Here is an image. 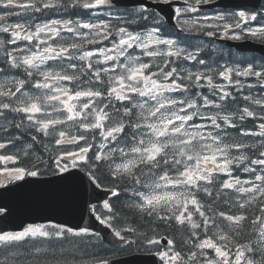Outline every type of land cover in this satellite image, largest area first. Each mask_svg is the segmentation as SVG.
Masks as SVG:
<instances>
[{
	"label": "snow or ice",
	"instance_id": "1",
	"mask_svg": "<svg viewBox=\"0 0 264 264\" xmlns=\"http://www.w3.org/2000/svg\"><path fill=\"white\" fill-rule=\"evenodd\" d=\"M205 2L184 0L188 6L175 9L176 27L181 32L208 37L220 33L227 38L229 32L241 29L247 37L264 43V12L239 11L230 16H204L202 20L179 19L182 11L195 13L197 6ZM68 7L108 8L111 0H71V4H62L60 0H0V8L6 10L0 13V34H3L0 117L6 120L0 122V130L7 132L12 126L27 132L31 141L22 150L23 156L28 157L29 149L41 145L44 152L50 153L53 175L63 178L73 171L83 172L96 189L110 193L116 200L122 192L130 191L133 199L124 207L135 214L134 220L146 217L169 227L174 223L188 233L179 245L168 236L161 238L165 241L162 244L161 239L139 231L132 223L117 227L114 221L127 218L121 217L113 203L105 199L102 208L106 213L98 212L96 206H91L90 211L101 225L111 230L121 242L120 247L139 244L146 254L158 257L160 264H264V139L256 144L227 139L231 135L228 129H235L237 136L264 138V94L257 93L260 98L244 95L243 99L261 112L243 107L238 116L240 121L259 120L258 131L242 130L236 113L222 114L228 107L226 102L236 100L229 86L237 92L245 86L233 75L254 78L255 84L246 85L249 89L256 86L264 89V63L257 66L249 62L242 71L224 65L220 69L207 66L206 59H198L199 48L189 51L175 39L162 38L165 33L161 22L143 7L99 22L72 19H51L39 24L32 20L8 22L11 17H23L30 12ZM210 20L214 22L203 23ZM254 21L258 27H243ZM141 28L148 30L141 32L138 30ZM62 32L72 34L71 43H49L55 38L63 39ZM113 35L119 39H111ZM104 40H109L111 46L97 51L84 49L85 43L95 45ZM20 41L27 44L21 46ZM9 45L16 47L9 49ZM178 61H191L204 67L193 71ZM212 73L227 84L214 82ZM21 74L23 78H19ZM203 88L216 99L193 91ZM176 93L179 95H173ZM212 108L218 111H203ZM6 113L21 118L8 120ZM21 138L13 133L0 143V150ZM65 145L76 147L52 151V147L59 149ZM242 149L254 150L255 157L244 155ZM32 155L35 162L27 167L20 164L17 155L0 154V163L5 165L0 171L3 177L0 188L6 183L41 176L37 164L45 161L35 150ZM9 164L16 166L7 167ZM98 169H107L111 187L99 182ZM237 170L250 174L251 178L241 179L234 174ZM213 187L219 189L215 197ZM229 192L235 193L237 213H217L200 198L203 195L218 199ZM254 201H259V216L252 213L250 219L249 206ZM3 211L0 208V214ZM217 217L228 222L227 227L235 236L217 223ZM249 221L258 236L241 243L235 237L241 235ZM72 237L81 238L75 245L79 247L81 242L91 244L93 239H99V233L59 224L29 225L19 232L0 233V250L36 240L69 241ZM35 250L36 254L41 251ZM63 251L61 245L60 252ZM96 264L113 262L110 258H100Z\"/></svg>",
	"mask_w": 264,
	"mask_h": 264
},
{
	"label": "water",
	"instance_id": "2",
	"mask_svg": "<svg viewBox=\"0 0 264 264\" xmlns=\"http://www.w3.org/2000/svg\"><path fill=\"white\" fill-rule=\"evenodd\" d=\"M260 1L220 0L207 8H258ZM126 2L129 6L145 5L164 14L169 12L168 6L145 0H126ZM226 44L241 52L256 51L264 54V46L250 42L226 41ZM110 195L106 191L96 189L87 175L79 171H73L70 175L66 174L63 178L53 176L26 179L0 189V208L6 210V213L0 216V233L23 230L29 224L39 222H56L75 229L96 230L103 236L106 243L119 245L121 242L116 240L110 229L99 224L90 211L91 205L102 203ZM113 264H160V262L158 257L136 254Z\"/></svg>",
	"mask_w": 264,
	"mask_h": 264
},
{
	"label": "trees",
	"instance_id": "3",
	"mask_svg": "<svg viewBox=\"0 0 264 264\" xmlns=\"http://www.w3.org/2000/svg\"><path fill=\"white\" fill-rule=\"evenodd\" d=\"M199 58L206 59L207 64L209 63L211 65H213V63H215V65H217V64L219 65V62H221L222 60H225V58L227 60L240 61L242 64L249 63V61L247 59L248 57L241 56V55L236 54L235 52H232V51H229V52L228 51H222V52L216 51L215 52L212 50H206V51H202L199 54L198 59ZM255 58L260 59L259 57H255ZM0 66H3V58L2 57H0ZM20 78H23V77L20 76ZM248 103H249L248 101L242 100V101H240V105L237 106L235 103H232L230 100L227 103L228 107L226 108V110L228 113H230L231 111L234 112V111L241 109L243 107H247ZM57 115H59V114H57ZM6 117L8 120H13V121H18L21 118L20 116H18L16 114H14L11 117H8L7 113H6ZM0 122L6 123V120L4 118L0 117ZM248 122L252 123L253 120L248 119ZM59 127L66 128V126H63V125H61ZM240 128L242 130H245L246 128H252L253 129L255 127H253V125H249L248 127H246L245 125L242 124L240 126ZM14 129H15L14 127L10 126V131L6 132L3 130H0V133H2L1 139L7 140L10 137V134L14 131ZM72 131H75V129H73ZM228 131L231 134L230 136H228V138H227L228 140H232L234 138L237 139L235 129H230ZM33 134H35V133H33ZM18 135H20L22 137L21 138L22 140L28 141V143L31 141V136L27 132H21L20 131L18 133ZM89 135H91V134H89ZM260 139H264V138L256 137L255 141H253V142L249 141L248 138H243L242 140L237 139V140L240 142H247V143H251V144H256ZM97 142H98V140H97ZM16 144L18 145L19 143L15 142V147L17 146ZM18 147L21 148V145L19 144ZM50 147H51V145H50ZM75 147L76 146L66 145V149H74ZM34 150L36 152V155L41 153V152H44L41 145H35V149L29 150V157H25V158H27V160L32 161L34 159L35 156L32 155V152ZM57 150L63 151L64 148H63V146L60 147L59 149L56 147H52L53 152H56ZM93 150H95V148ZM243 151H244V155H248V156H251L253 158L256 155V152L254 150L243 149ZM47 155H48V160L45 161V163L47 164L48 167L44 166L43 164L39 165L40 166L39 169L41 170V173L53 172L54 164H53L52 160L50 159V153H47ZM89 155H91V154H89ZM31 161H30L29 166H31V164H32ZM116 162L117 163L120 162L118 158H117ZM234 174H238L241 179H250L251 178L250 174L244 173V172L238 171V170L235 171ZM97 177H98L99 182L102 183L105 187H111L112 186V182L110 181L109 177L107 176V169H104V170L98 169L97 170ZM224 178H226V177H224ZM121 187L123 188L124 186L122 185ZM131 187H132V185L129 182L128 188H131ZM218 191H219L218 188L213 187L214 197L216 196V193ZM234 196H235V193L229 192V194L227 196L221 194L218 199L209 198V197H206L203 195L200 198H201L202 202H204L206 205L211 204L212 209L217 213L219 211H225L228 214H233V213H237L239 211V209L236 207L235 201L233 199ZM132 199H133V197L131 196L130 191L122 192L121 198L119 200H116V198H114V197L110 198L109 202L113 203L114 208H116L118 210L120 216L127 218L126 221L121 220V219H117L116 221H114L113 223L117 227L122 226L125 222L132 223L138 227L139 231H146V232H148L149 235H155L157 238L168 236L169 238H173L174 240H176L178 245H179V242L187 236V234H188L187 231L185 229H181L179 226L175 225L174 223L172 224L171 227H169L167 224H165L162 221L153 222V221H151L150 218H146V217L143 219H135L134 220L133 217L135 214L133 212H130L127 208L124 207V205L126 203L131 202ZM225 201H227V203ZM230 205H231V207H230ZM249 207H250V212H249L250 219H251L253 211L256 214V216H259V211H258L259 201H254ZM208 214L212 215V212H209ZM195 219L197 220V222H200V218L198 216H196ZM217 223H220L221 227L224 228L226 232H229V234L235 236V233L231 232V230L227 227V224H228L227 221H222L221 218L217 217ZM250 225H251L250 221L248 223H246L245 228L242 231L241 235L236 236L235 238L237 239V238L243 237V243H247V242L251 241L253 237L248 236V233H247V229L249 228ZM250 228L253 230L252 225ZM153 229H155V232H153ZM211 231L212 230L210 229L209 234H211ZM75 245H76V243H74L72 245L71 244L64 245V246H66V247H64V250H66L67 253H69V256L75 257V255H74L75 253H78V254L82 253V255L94 254L100 248L97 245L96 246H93V245L86 246L83 243H80L79 247H76ZM69 246H71V248H69ZM125 248H127V251L131 249V251H133V252L145 251V249L143 247L139 246V244L132 246L130 248L126 246ZM184 251H187V248H184ZM56 253L58 254V256L60 255V253H61L60 248H58ZM68 261L71 263H75L76 261L78 262V260L75 258H71Z\"/></svg>",
	"mask_w": 264,
	"mask_h": 264
},
{
	"label": "flooded vegetation",
	"instance_id": "4",
	"mask_svg": "<svg viewBox=\"0 0 264 264\" xmlns=\"http://www.w3.org/2000/svg\"><path fill=\"white\" fill-rule=\"evenodd\" d=\"M68 1H71V0H60V2L62 4H66ZM153 1L161 2V0H153ZM175 1H177V0H169L168 3H173ZM140 8H142V7L128 8V9H120L119 8L118 11L120 13H124V16H125V15H127L129 10H138ZM0 9H1V11L3 10V8H0ZM64 9L65 8H60L58 10L61 11ZM1 11H0V13H2ZM5 11L6 10H4V12ZM55 11L56 10H54L53 12L56 13ZM149 13L153 14L155 16V18L161 22V26H162L163 30L167 27V25L163 21L162 17H159L158 15H156L155 13H152V12H149ZM191 16L195 17V14L193 13V14H191ZM8 22L9 23L15 22V17H11ZM124 26H126V25H124ZM129 30H132V29L130 28ZM146 31H147V29H144L141 32H146ZM176 31L181 32L179 28H177ZM169 36L172 38V36L170 34H169ZM2 37H3V34H0V38H2ZM14 47H16V45H9V49L14 48ZM2 151L9 154V155H15V144H14V146L9 145L7 148L2 149ZM13 183L14 182L6 183L5 186L11 185ZM4 212L5 211H3V213ZM51 224H55V223H36V224H29V225L36 226V225H51ZM62 226H65V225H62ZM20 231H22V230H20ZM13 232H19V231H13ZM79 239H81V238L72 237V238H70L69 241H59V240H52V241L36 240V241H32L31 243H26L22 246L11 247L7 251L0 250V261H5L6 264H37L36 261L40 260V261H42V264H51L49 262V260H51L52 256L57 257V258H63V257L69 256V254L67 253L66 250H64L63 253H60V255L58 256L56 251L58 250V248H61V245H63V248H64V247H66L64 245H68L71 241H72V243H71V245H72L74 240H79ZM33 245H35V247H33ZM85 245L89 246L88 244H85ZM36 248L41 249V251L37 255H36V250H35ZM69 248H71V246H69ZM13 252H15L16 255H13L12 254ZM53 252H55V254H53ZM48 253H49V255H48ZM74 255L76 256V255H78V253H75ZM38 264H41V263H38ZM56 264H61V263L56 262Z\"/></svg>",
	"mask_w": 264,
	"mask_h": 264
},
{
	"label": "rangeland",
	"instance_id": "5",
	"mask_svg": "<svg viewBox=\"0 0 264 264\" xmlns=\"http://www.w3.org/2000/svg\"><path fill=\"white\" fill-rule=\"evenodd\" d=\"M217 15H225V16H227V14H225V13H215L214 15H208L209 17H215V16H217ZM205 15H202V16H198V18H196V19H200V20H202V18L204 17ZM212 22H214V21H203V23H212ZM244 28H245V25L243 26ZM229 35L230 36H232V35H245V33H242L241 32V29H235V30H233V31H231V32H229ZM220 46H214V50L216 51V50H220V48H219ZM94 59H95V57H94Z\"/></svg>",
	"mask_w": 264,
	"mask_h": 264
},
{
	"label": "bare ground",
	"instance_id": "6",
	"mask_svg": "<svg viewBox=\"0 0 264 264\" xmlns=\"http://www.w3.org/2000/svg\"><path fill=\"white\" fill-rule=\"evenodd\" d=\"M17 145V144H16ZM50 253V252H49ZM49 253H48V255H49ZM37 255V254H36ZM46 257V256H45ZM48 258V257H47Z\"/></svg>",
	"mask_w": 264,
	"mask_h": 264
}]
</instances>
